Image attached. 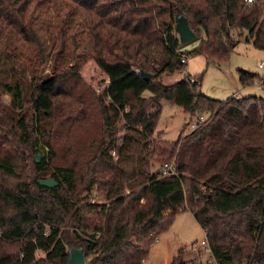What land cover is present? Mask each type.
Here are the masks:
<instances>
[{"label":"trees","instance_id":"trees-1","mask_svg":"<svg viewBox=\"0 0 264 264\" xmlns=\"http://www.w3.org/2000/svg\"><path fill=\"white\" fill-rule=\"evenodd\" d=\"M43 1L0 0V40L37 49L31 70L36 129L1 100L8 94L17 107L25 97L23 78L14 87L0 83V264H68L71 246L83 248L88 264H143L183 211L203 229L218 264H264V99H209L200 92L202 77L162 82L183 69L178 14L197 38L205 33L192 54L225 62L238 45L234 31L240 37L246 31L264 51V0H51L62 28L59 55L85 48L75 68L64 72L57 64L47 78L40 77L45 52L35 30ZM85 62L105 83L93 99L66 87ZM12 70L20 74L17 63ZM240 82L250 87L255 79L240 71ZM162 101L208 118L186 137L165 141L156 135ZM119 125L126 132L120 143ZM60 137L68 165L52 168ZM41 144L50 156L33 163ZM134 146L142 148L140 186L122 178ZM153 160L159 168L174 160L180 177L153 172ZM49 170L57 187L38 183ZM95 190L106 193L105 203H90ZM185 252L171 264H187Z\"/></svg>","mask_w":264,"mask_h":264},{"label":"rangeland","instance_id":"rangeland-1","mask_svg":"<svg viewBox=\"0 0 264 264\" xmlns=\"http://www.w3.org/2000/svg\"><path fill=\"white\" fill-rule=\"evenodd\" d=\"M51 0L43 1L42 11L36 15V32L38 33L42 45L44 47L45 57L43 59V67L40 73V77L47 78L53 76V70L57 67V64L64 65V72H69L82 61L84 48H78L72 50V54L59 55L61 50L58 34L61 28V22L54 12L53 7L50 5ZM45 8H51L48 12H45ZM62 11V9L60 10ZM75 20L83 23L84 18L82 15H77ZM67 36H72V32L69 28H66ZM238 31L232 33L233 39L238 42L235 51L232 53L230 59L225 62L212 61L208 62L202 55H195L192 52L199 46L201 38H205V33L202 31L201 38H196L186 44H181V51L188 57V64L185 68L172 74H165L162 77V82L166 86H173L178 82L184 80L186 75H190L192 78L202 77V87L200 88L201 94L209 99L216 101H227L232 97H238L243 99L251 96H256L264 99V88L261 84V79L264 77V72L259 69V62L264 59V51L256 49L253 46V42L249 39L248 33L245 31L244 35L240 37ZM61 52V51H60ZM37 61V49L27 46L24 43H19L12 40L11 44L0 40V83H7L14 87L18 78H23L25 84H22L25 91V97L17 107L14 106L12 97L8 94L2 93L1 100L5 107L14 115L20 114L26 115L29 118L30 125L33 124V128L36 129L35 113L31 105L32 95V72L33 61ZM59 62V63H58ZM18 64L20 71L18 74L13 73L15 64ZM41 63V64H42ZM91 62H85L78 75L74 76L68 81L69 87L72 91L82 94L86 98L93 99V93H99L101 87L105 86L103 77H99L95 80L92 74ZM185 71L187 74L185 75ZM240 71L246 72L249 76L255 79L254 86L243 87L240 82ZM77 85H76V84ZM150 92L145 93V97H151ZM67 101L62 99L61 102ZM162 110L158 120L156 135H160L161 138L168 142H176L180 137H186L193 129L192 124H196L200 117L207 119V114H195L184 111L176 104L169 101L161 102ZM97 114V113H96ZM122 125V124H121ZM119 125L120 130L118 134V143H120L126 135L125 130ZM31 128V129H33ZM98 131L100 128H97ZM67 144L63 137H60L55 141L54 148L58 153L57 159L54 163H51V167L55 165L67 166ZM142 148L134 146L131 154L134 156V160L128 161L124 164L123 181L127 184H136V186L142 185L144 180L137 176V158L141 153ZM50 148L44 144L40 145L38 154L33 156L30 161L34 163L37 159V155H41L42 159H47L50 156ZM117 162V158H115ZM155 163L153 160L152 164ZM159 164H154L153 172L159 170ZM52 171L49 170L45 173H41L37 178L48 179ZM94 197L97 203L106 202V193L104 191L95 190ZM206 236L203 229L197 223L195 217L190 211H183L177 215L176 221L173 226L165 233L159 236L158 240L152 245L150 249L149 258L145 264H171L178 251L185 249L186 261H189L194 255L189 251L190 246L194 243H201L205 240ZM44 257V254L37 253V258ZM211 256L207 255L206 259H210Z\"/></svg>","mask_w":264,"mask_h":264},{"label":"built area","instance_id":"built-area-1","mask_svg":"<svg viewBox=\"0 0 264 264\" xmlns=\"http://www.w3.org/2000/svg\"><path fill=\"white\" fill-rule=\"evenodd\" d=\"M248 4H253L255 0H246ZM181 64L183 65V68H185L188 64V57L186 55L181 56ZM259 69L264 72V59L259 62ZM185 75L187 74V71L184 72ZM190 75H186L188 77ZM264 78V77H263ZM191 82L195 83L198 82L196 78H191ZM199 83V82H198ZM128 112V111H127ZM205 119L203 117H200V120L195 124H192L191 127L194 130H196L199 125L204 122ZM115 155V153H114ZM158 172L161 174L162 177H180V173L178 171V167L176 162L173 160L171 162H167L163 164ZM91 204H100L97 203L95 200L94 195L90 198ZM1 235V231H0ZM189 251L194 255L195 258L186 261L187 264H218V262L215 260V258L212 255V250L210 247V244L208 240L205 238L201 243H194L192 246H190ZM211 256L210 259H206V256ZM251 264V263H250Z\"/></svg>","mask_w":264,"mask_h":264},{"label":"water","instance_id":"water-1","mask_svg":"<svg viewBox=\"0 0 264 264\" xmlns=\"http://www.w3.org/2000/svg\"><path fill=\"white\" fill-rule=\"evenodd\" d=\"M176 26L175 31L179 36L180 43L186 44L190 41H193L197 38V35L191 30L187 19L178 14L176 16ZM142 78L146 81H149L152 76L145 72L140 73ZM36 163H41V155H37ZM40 186L47 187V188H54L58 186V183L53 178L48 179H40L38 180ZM68 255H69V262L68 264H88L87 257L84 253L82 247H75L71 246L68 248Z\"/></svg>","mask_w":264,"mask_h":264},{"label":"crops","instance_id":"crops-1","mask_svg":"<svg viewBox=\"0 0 264 264\" xmlns=\"http://www.w3.org/2000/svg\"><path fill=\"white\" fill-rule=\"evenodd\" d=\"M238 98V97H237ZM152 248V247H151ZM147 261H145L143 264H145Z\"/></svg>","mask_w":264,"mask_h":264}]
</instances>
